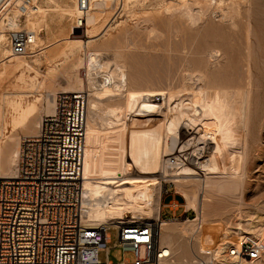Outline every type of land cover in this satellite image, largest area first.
<instances>
[{
    "label": "bare ground",
    "instance_id": "6f19581e",
    "mask_svg": "<svg viewBox=\"0 0 264 264\" xmlns=\"http://www.w3.org/2000/svg\"><path fill=\"white\" fill-rule=\"evenodd\" d=\"M48 1L54 3V0ZM114 1L115 0H90V7L86 13L82 12L79 8L82 15L77 17V19H81L85 14L86 24L84 23V25H86L88 29L83 32L82 38L71 37L69 40L76 41L78 43V48L88 50L87 52L85 51V57H80L78 62H75L73 69L68 68L64 72V80H66V83L61 87L63 91L88 90L90 95L87 112L83 168V203L86 209L85 222L90 226L105 224L108 227H117L119 224L126 223H147L153 226L156 225L162 253L169 255L174 261H199L197 259L199 255L195 253L196 251H194L191 246L196 243L198 245L200 243L201 245L206 239V244L212 246L214 250H217L215 254L216 258L224 256L223 264H227L229 263V261L226 260L227 257H225L227 246L234 245L235 247H239L241 241L246 236H251V234H254L255 237L258 238L264 237V223L254 224L252 222L248 223L246 227L238 223V227L235 228L237 231L234 232L231 239L227 231L221 234L217 231L218 229L216 230L215 228H210L209 231L207 230V234H204L206 237L203 236L204 238L200 233L203 225L206 224L203 223L206 220L205 216H207L206 208L209 207L212 200L208 194L214 195L222 191L226 192V190L230 192V190L232 191L234 188L233 191H236V187L240 189L239 184L242 182L241 180L244 176V174H242V162L244 159V147L242 142L243 140L245 141L246 132L244 135L242 130L247 127V123L249 122V106L251 104L250 97L254 76L253 65H250V51L253 45L251 44V38L254 35L251 21L247 18L244 22L247 57L244 56L247 58V68L244 67L246 71L245 84L244 86L242 85L243 88H240L241 85L239 86L238 83V86H234V89H232V83L231 86H227L226 84H230L229 79L226 80L228 83L225 81V84L222 85L216 84L215 82L217 81H215V78V82L210 83L208 80L211 78L209 79L208 74H206L207 71L205 72L203 70L204 72H200V81L203 83L198 90H193L191 92L192 94L190 93L191 95L189 96L188 102H184V100L181 99L178 102L176 101L175 105H172V100L177 94L166 92V90L159 91L150 88H142L141 90L139 88L134 89L132 88L133 86L130 87L124 64L117 62L114 56V58L112 57L114 60L111 56L105 58L106 56H103V53H100L99 50L89 49V42L91 43L92 41L98 40L99 37L104 34L105 30H107L106 27L100 31L97 28L106 8L96 13H94V11L92 12L93 14L90 10L93 9V5H105L107 8L113 7L112 3ZM134 1L136 0H122L121 6L123 8H128L132 3L135 5L136 2ZM213 1L216 3L215 8L218 6L222 11L221 15L224 16L222 18L228 19L229 17L232 23L231 27H238L240 21L238 22L236 20V16L242 15V4L246 5L245 3L249 0H229V3H226V0H219L218 4V0H180L178 5L191 17L195 14V5L199 6H197V11L204 12L207 8L209 9ZM173 3L175 4V1H173ZM250 3L252 2H249V4ZM174 4L169 3L166 8L170 9L172 7H177V5ZM13 7H16L17 10L16 8L13 9ZM53 7V9L52 6L44 8L38 5L37 0H0V51L3 50L0 54V64L3 66L2 70H0V81L7 80L12 76H16L18 80V83L14 84L11 88L8 89L4 87L0 89L1 178H13L16 176L18 170V157L22 141L18 138L19 136L16 137L14 134H8V131H10L9 128L11 127V131L15 132L20 128L29 126L32 122L35 124V127L34 129L32 128V133H30L29 136H35L38 133L42 120L41 112L45 111L46 115H50L55 111L57 93L54 97H49V93L53 94L57 91H53V89L51 91V89H49L50 86L48 87L46 83L51 75L54 77L51 78V80L56 81L55 77H57L58 68L63 62L57 61V56L61 54L66 55L68 53L66 49H62L61 47L49 51V44L43 42L45 38L43 40L41 34L42 29L39 30V28H48L49 23L47 24V16L51 10L56 12L59 11L57 6ZM77 7H79V5ZM180 7L176 8L177 11L181 9ZM144 8L150 9L148 7ZM22 19H25L27 22L26 26L27 28L30 27L29 29L23 27L19 28ZM241 23L242 21L240 24ZM14 25H16L17 28ZM242 27L243 26H241V30L243 29ZM225 29L227 30V28ZM15 30H23L27 32L31 38V42L27 45V50L21 54L14 53L11 47L10 34L11 31ZM229 30H231V32L234 31L231 33L232 35L237 32L236 28L234 30L232 28ZM219 33L222 34L221 32ZM222 35L220 36L222 37ZM74 36H77V34ZM226 37L224 38L227 39ZM238 37H236V39ZM241 37L243 38V36ZM232 40L235 41L234 38ZM227 41L225 40L224 42ZM229 41H231V39ZM2 44L9 46L10 49L2 48ZM260 44L258 43L257 46H260ZM231 45L233 44L231 43ZM224 46L226 47V45ZM241 46L240 47L243 48V45ZM262 46L263 45H261V48ZM75 47L76 46H74V48ZM231 47H228V49ZM241 48L238 49L242 51L243 49ZM261 48L259 47L258 51H260ZM76 49L77 48H75V50ZM214 50L216 53H213L212 56L218 59L222 53L219 51V47ZM226 50L225 52L227 53ZM238 52L236 51L237 54ZM233 54L234 53H232L233 60L236 62L237 60H235L234 57L235 54ZM44 55L46 56L47 63L50 65V71L44 73V79L40 81L38 80L40 76L37 70H34L37 71L36 75H32L29 72V75H27V71H29V69H35V65L39 64L40 58ZM101 55L103 57H101ZM261 56L264 55L261 54ZM230 62L233 63L232 60ZM81 68H85L86 72L84 77L79 74ZM234 72L236 74V71ZM99 74L102 76V80L97 78ZM235 74L234 76L239 77L238 74ZM231 75L230 73L229 78ZM224 80L222 79V83H224ZM29 87L30 89L28 90ZM0 88H2L1 85ZM41 88L43 89L41 90ZM256 88L257 87H255V89ZM30 91L37 92L35 99L30 100L27 98L26 95ZM159 95L162 98H156L157 96L159 97ZM141 96H146L148 99L141 101L139 111L133 114V116H130L132 98H139ZM42 99H46L47 101V105H43V107H41ZM105 100H122V102L116 101L117 103L113 104L111 109V113L114 114L115 118L110 123H113L112 125L119 128L118 131L120 135L115 137L117 141L114 144V150L109 149V151L108 149H106L107 151L100 149L97 145L98 140L96 141L95 138L97 133L94 123L96 121H94L95 119L93 117V112L99 108V103ZM195 111L197 112L195 113ZM188 112L190 113L188 114ZM183 122H185L186 128L196 130V133H200L206 136L208 140H211L210 143H212L213 147L211 152L205 156H201V152H197L198 154L194 156L195 160L191 159L192 161L185 160V162L169 164L168 157H165L172 154L171 150L181 144V127H183ZM240 134L242 135L239 136ZM237 137H239V139L242 138V140H236L235 138ZM186 145L185 142L182 143L180 149H184ZM176 156L183 157L186 156V153H180ZM4 158L5 161L3 160ZM227 158L229 160H226ZM127 165H134V168L131 169V171L129 170L130 174H128V176L121 177V172H125L124 169L125 167L127 168ZM136 167L142 168L140 173L147 175L135 174L134 170ZM161 170H163L164 176L167 177L165 181L171 180L174 182L177 187L176 192L180 193L185 199L184 203H182L186 207L185 209H194L198 213L195 219L188 217L186 211L177 219L170 221L162 219V194L163 191H165V183L161 181L162 179H159L160 177L148 175L159 174ZM178 204L177 201H174L173 205L178 206ZM126 210L132 212L131 217H125L124 213ZM174 223L175 226L171 225ZM174 232L180 234H178V238L174 237ZM186 237H189L188 240L193 238L195 241V243L189 242L190 248L188 250L191 253V257L182 255L178 258L176 255L180 254L178 246L179 241L182 244L181 239ZM233 238H237L238 241H235ZM229 240H232V243H229ZM219 243H222V245L224 243V246H216L217 244L219 245ZM185 250L186 249H184V252ZM229 251L230 250H228V253ZM204 258L206 260H204V262L202 260L203 263L211 262L208 260V257L204 256ZM232 258V260L235 259V257ZM247 260H249L250 264H254L258 259Z\"/></svg>",
    "mask_w": 264,
    "mask_h": 264
},
{
    "label": "rangeland",
    "instance_id": "374dc122",
    "mask_svg": "<svg viewBox=\"0 0 264 264\" xmlns=\"http://www.w3.org/2000/svg\"><path fill=\"white\" fill-rule=\"evenodd\" d=\"M121 1L122 0H120V2L119 0H115L112 3L113 7L108 8L105 5H93V9L90 10L91 13L94 11V13H96L99 12L101 9L106 8L99 24L97 25V28L100 31L101 29L106 27L107 30H105L104 34L99 37L98 40L92 41L91 43L89 42V46L91 47H89V49L99 50L100 53H103V56H106L105 58L110 56L112 58L114 56L116 58H113L117 62L124 64L126 72L128 74L127 77L130 87L133 86L132 88H139L141 90L142 88L156 89L159 91L166 90V92H173V94H177L173 99L174 101L172 100V105H175L176 101L178 102L181 99L184 100V102H188L189 96L192 94L191 92L193 90H198L203 83L200 81V72H202L203 70L205 72L207 71L206 74H208L209 79L211 78L210 80H208L210 81V83H214L215 81H217L215 82L216 84L222 85L225 84V81L229 79L230 84L226 81V83H228L226 84L227 86H231L232 83V89L235 88L234 86H238V84L239 86L241 85L240 88H243L245 84V71L247 68V49L245 43L246 37L244 22L245 20H247V18L250 19L251 25L253 26L252 32L256 37L252 34L253 37L251 38V44L253 45L251 46L250 51V65H253L252 68L254 71V76L250 97L251 104L249 106L250 116L249 122L247 123V127L242 130V133L244 135L246 132V137L244 138L245 141H241L244 147V159L242 162L243 171H241L244 176L241 180L242 182H240L239 184L240 189L236 187V191H233L235 189L234 188L232 191L230 190V192L226 190V192L222 191L214 195L208 194V196L212 198V200L209 204V207H207L208 209L206 208L207 216H205L206 220L205 222H203L204 224H206L203 225L202 229L200 230V233L202 237H206V235H204L207 234L206 231H209L210 228H215L216 230L218 229L217 231H219L221 234L226 233L227 231L229 233V238L231 239V237H233L234 235V232L237 231L235 228L238 227V223H241L244 227H246L247 224L250 222L254 224L264 223V65H262L264 64V56H261V54L264 55V0H249L245 3L246 5L242 4V15L236 16V20L238 22L242 21L241 24L239 22V28L236 26L231 27L232 23L229 17L228 19L222 18L224 17L223 15H221L222 11L219 9L218 6V9L215 8L216 3L214 1L210 5L209 9L207 8V10H204V12L197 11V8L199 6L195 5L196 11L194 16L191 17L188 16L185 10L178 5L180 0H136L134 1L136 2L135 5L132 3L133 6L131 4L128 7L129 10L128 8H123L121 6ZM173 1H175V4L173 3ZM228 1L229 0H226V3H229ZM37 2L38 5L43 6L44 8L52 6L53 9V6H57L59 9V11L57 12L51 10L48 14V28H39V30L42 29L41 34L43 36V40L45 38L43 42L45 44H49L50 46V49H48L49 51L55 48L59 49L61 47L62 49H66L68 53L66 55L61 54L57 56L56 60L59 62H63L58 68L56 74L57 77H55L56 81L51 80V78H54L53 75H51V77L47 80L46 83L48 87L50 86L49 89H51V91L53 89V91L59 92L62 91V85L66 83V80H64V72L68 68L73 69L75 62L77 63L80 57H85V51L87 52L88 50L84 48H78V43L69 39L71 37L82 38L83 32L87 30L88 27L84 25V28L86 29L83 30L73 28L76 18L82 15V12L79 10V7H77V0H54V3H51L48 0H37ZM218 2L219 0L217 1V4ZM249 2L252 3L249 4ZM169 3L177 5V7L170 8L172 10L171 11L170 9L166 8ZM144 7H148L150 9H145ZM179 7L181 9L177 11L176 8ZM15 8L13 7V9ZM71 10L74 12H72ZM26 25L27 22L25 21V19H22L19 28H27ZM14 26L17 28L16 25ZM241 26H243L242 30ZM225 28H227L228 32ZM231 28L233 30L236 28L237 31L233 35L231 33H233L234 31L231 32V30H229ZM219 32H221L222 34L224 32V34L222 35ZM76 34L77 36H74ZM220 35H222V37ZM223 36H228L226 37L228 41ZM238 36H243L244 39L241 37L243 39L242 40ZM232 37L234 38V40L236 39V37H238L239 39L237 38L235 42L232 40ZM223 38L227 42H224L225 40ZM230 39L231 41H229ZM223 42L227 44H224ZM230 42L233 45H231ZM258 43H261L260 46H257ZM224 45H226V47ZM230 45L233 47H231ZM241 45H243V48H241ZM261 45H263L262 48ZM74 46H76V50ZM218 47L222 55L218 59H216L212 55L213 53H216L214 52V49H218ZM224 47L226 49H228V47L231 48L226 50ZM259 47L261 48L260 51H258ZM2 48L10 49L9 46H5L3 44ZM238 48H241L243 50L241 51ZM225 50L227 51V53L225 52ZM252 50L254 51V53ZM2 51H0V54L2 53ZM236 51L240 52H238L237 54ZM232 53L235 54L233 55L235 57V60L238 61H236L237 63L233 60L234 58L232 56ZM102 55L101 57H103ZM231 60L233 61V63L230 62ZM233 64H237L235 65L236 67ZM2 68L3 66L0 64V70H2ZM225 69L229 72H227ZM34 70H37L39 72L38 75L40 77H38V80L42 81V79H44V73L50 71V65L49 63H47L45 55L40 58L39 64L35 65V69H29V71H27V75H29V73L32 75H36L37 71ZM224 70L226 71V73ZM234 71H236V74H238L240 78L234 76ZM85 72V68H81L79 74L84 77ZM230 73L232 75L229 78ZM241 74L243 75V77ZM100 76L101 75L99 74V77L97 76V78L99 80H102V76ZM219 76L222 78H220ZM222 79H225L224 83H222ZM17 83V77L12 76L7 80L5 79L0 81V85L2 86V88L0 89H3L4 87H7L9 89ZM255 87L257 88L255 89ZM29 89L30 87L28 88V90ZM42 89L43 88H41V90ZM57 92L53 94L49 93V97H54ZM86 92H88V90ZM36 93L37 92L30 91L26 96L28 99L32 100L36 98ZM156 98L162 97L159 95V97L157 96ZM145 99H148V97L141 96L139 98H132L129 113L130 116H133V114H136L139 111V106L141 105L140 103ZM116 101L122 102V100H105L104 102L99 103V108H97L99 110L96 109V111L93 112V117L95 119L94 121H96L94 123L97 133L95 135V138L96 141L98 140L97 145L100 149H108V151L109 149L112 150L113 148H115L114 144L117 141L115 137L120 135L118 131L119 128H117V126L115 125H112L113 123H110L115 118L114 114L111 113V109L113 107V104L117 103ZM43 105H47L46 99H42L41 107H43ZM196 112L197 111H195V113ZM189 113L190 112H188V114ZM41 114L42 117L46 115L45 111H42ZM184 124L185 122H183V127H181L182 132L180 142L182 141L181 144L185 142L187 145L184 147V149H180L181 144L179 146H176L174 149L171 150L172 154L179 155L180 153H186L187 160L192 161L195 160L194 156L197 155L199 152H201V156H205L209 152H211L213 147L212 143H210L211 140H208L206 136H203L200 133H196V130L192 129V131L189 128H186V124ZM34 127L35 124H33L32 122L29 124V126L20 128L15 132L11 131L12 128L10 127V131H8V134H14L16 137L19 136L18 138L20 139V141H22L25 136H29V134L32 133ZM241 135L242 134H240L239 136ZM199 136H201L202 138ZM235 139L238 140L239 137ZM239 140H242V138ZM172 154H169V156ZM167 157L168 155L165 158ZM3 160L5 161V158ZM226 160L229 159L227 158ZM129 166L127 165V168L125 167V172H121V177H126L128 176V174H130V171L134 168V165L130 166V168ZM141 170L142 168L136 167V169L134 170L135 174L147 175L140 173ZM148 175L160 177L159 179H162L161 181L165 183V191H163L162 194V219L170 221L179 218L180 215L185 211L186 207L182 204L184 203L185 199L181 196L180 193L176 192L177 187L175 183L171 180L165 181L167 177L164 176L163 170H161L159 174L157 173ZM166 189H168V192H166ZM174 201H177V204L179 203L178 206L173 205ZM170 209H176L177 214H172V211ZM187 214L188 217L192 219L196 217V211L194 209H189ZM124 215L125 217H131L132 212L126 210ZM171 225L175 226V223ZM110 228L111 229L108 230L110 234V240L107 243V246L109 247L108 255L105 250H101L99 252V258L101 259V261H106L107 257L113 262H120L124 259L129 261L134 260V255L128 248H125L123 245H118L117 230L115 229V227ZM174 234V237L176 238L179 233L174 232ZM251 236L255 235L251 234ZM188 239L189 237L182 238V244L179 241L178 246L180 254L176 255L178 258L182 255L191 257V253L188 249L190 248V243H195V241L193 240V242H190L191 239ZM236 239L234 240L238 241V239ZM231 241L232 240H229V243ZM196 244H193L191 248L193 247L192 249H194V251H196L195 253L199 255V258L197 259L200 262H202V260L204 262V260H206L204 256H206L208 257V260L211 261L210 263L202 262V264H223L224 256L216 258L215 254L217 250H214L212 246H208L206 244V239L205 242H203L201 245L199 243L200 246ZM216 246H224V243L223 245L222 243H219V245L217 244ZM230 246L232 245L227 246L225 251V257H227L226 260L229 261V263L227 264H250L249 260L237 261L236 258L232 260L233 258L230 257L228 254V248ZM184 249H186L185 252ZM144 254L145 248L143 247L141 249V256H144ZM254 264H264V255L260 259L256 260V263Z\"/></svg>",
    "mask_w": 264,
    "mask_h": 264
},
{
    "label": "built area",
    "instance_id": "2783aa9c",
    "mask_svg": "<svg viewBox=\"0 0 264 264\" xmlns=\"http://www.w3.org/2000/svg\"><path fill=\"white\" fill-rule=\"evenodd\" d=\"M77 1L86 13L90 0ZM79 19L73 28L86 29V15ZM10 40L16 54L24 53L31 42L23 30L11 31ZM88 101L83 90L57 92L54 113L42 117L35 136L22 140L16 176L0 177V264H202L163 254L157 227L147 223L115 227L118 245L128 248L134 260L101 261V250L108 255L111 228L88 225L83 203ZM176 155L168 156L169 164L187 160ZM228 250L237 260L260 259L264 237L246 236L239 247Z\"/></svg>",
    "mask_w": 264,
    "mask_h": 264
},
{
    "label": "crops",
    "instance_id": "0c3cea01",
    "mask_svg": "<svg viewBox=\"0 0 264 264\" xmlns=\"http://www.w3.org/2000/svg\"><path fill=\"white\" fill-rule=\"evenodd\" d=\"M170 210H171V209H170ZM171 211H172V214H177L176 209H172Z\"/></svg>",
    "mask_w": 264,
    "mask_h": 264
}]
</instances>
